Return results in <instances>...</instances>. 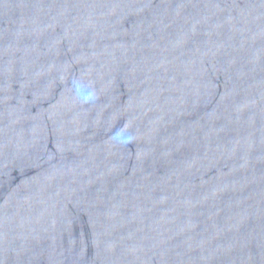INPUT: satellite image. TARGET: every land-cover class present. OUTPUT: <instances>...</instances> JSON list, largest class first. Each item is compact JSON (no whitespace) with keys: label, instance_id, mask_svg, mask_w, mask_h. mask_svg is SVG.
Wrapping results in <instances>:
<instances>
[{"label":"water","instance_id":"obj_1","mask_svg":"<svg viewBox=\"0 0 264 264\" xmlns=\"http://www.w3.org/2000/svg\"><path fill=\"white\" fill-rule=\"evenodd\" d=\"M0 264H264V0H0Z\"/></svg>","mask_w":264,"mask_h":264}]
</instances>
